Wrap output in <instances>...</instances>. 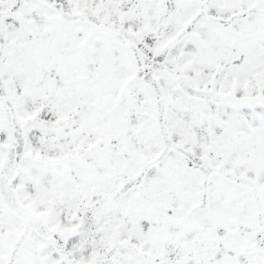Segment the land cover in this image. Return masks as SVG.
<instances>
[{
    "label": "snow or ice",
    "instance_id": "1",
    "mask_svg": "<svg viewBox=\"0 0 264 264\" xmlns=\"http://www.w3.org/2000/svg\"><path fill=\"white\" fill-rule=\"evenodd\" d=\"M0 264H264V0H0Z\"/></svg>",
    "mask_w": 264,
    "mask_h": 264
}]
</instances>
